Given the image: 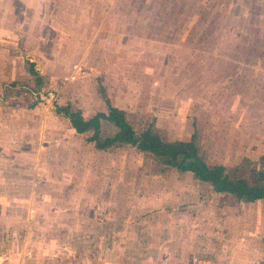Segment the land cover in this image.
<instances>
[{
  "label": "rangeland",
  "instance_id": "1",
  "mask_svg": "<svg viewBox=\"0 0 264 264\" xmlns=\"http://www.w3.org/2000/svg\"><path fill=\"white\" fill-rule=\"evenodd\" d=\"M99 85L137 134L195 133L209 166L247 156L245 181L263 188L264 0H0V241L12 227L14 264H198V236L239 197L134 146L96 149L55 107L106 111Z\"/></svg>",
  "mask_w": 264,
  "mask_h": 264
},
{
  "label": "trees",
  "instance_id": "2",
  "mask_svg": "<svg viewBox=\"0 0 264 264\" xmlns=\"http://www.w3.org/2000/svg\"><path fill=\"white\" fill-rule=\"evenodd\" d=\"M27 62L29 72L34 76L37 86L42 85V78L35 69L34 63ZM99 92L106 103V111H99L90 118L84 119L81 111L72 110L69 104L55 107V112L67 117L71 127L77 133L92 132L88 140L94 143L96 149L105 150L123 145L134 146L142 152L150 153L167 166L181 172H191L192 177L197 180L217 184V191H231L239 197L245 196L249 199L254 198L250 191H255L264 201V188L249 187L243 177V173L246 172V166L243 163H252L250 158L243 157L228 172H225V168L221 165L209 166L195 143V133L190 140L167 141L162 139L152 126H149L142 133L137 134L126 119L124 110L110 103L101 85H99ZM103 121L114 126L116 132L102 137L100 129Z\"/></svg>",
  "mask_w": 264,
  "mask_h": 264
},
{
  "label": "crops",
  "instance_id": "3",
  "mask_svg": "<svg viewBox=\"0 0 264 264\" xmlns=\"http://www.w3.org/2000/svg\"><path fill=\"white\" fill-rule=\"evenodd\" d=\"M247 157V156H244ZM243 158V157H242ZM239 160V162L242 160ZM249 158V157H248ZM252 160V159H251ZM238 162V163H239ZM238 163L232 165L234 167ZM193 178V177H192ZM195 179V178H193ZM197 180V179H195ZM199 182H204L197 180ZM216 192H224L225 196L227 191H216ZM236 197L238 196L234 193ZM239 197V196H238ZM3 196L0 193V202ZM246 198V199H245ZM239 202L236 203L238 207L230 202H224V209L228 210H221L220 221L221 223L216 220L214 223L215 230L212 233L213 239L203 234L200 237V240L197 241V248H202L201 255L198 254L195 256V253L191 254L188 262L189 263H198V264H255L258 263L259 260H254L255 256L251 252L250 247L247 243H256L257 244V251H264V201L260 197H255L253 199H249L245 196L239 197ZM2 207L0 205V211ZM207 217H210L208 214ZM8 219V218H7ZM4 218V221L7 224H10L9 220ZM1 231L6 232V243L0 241V250L5 248V251L1 252L0 255V264H14L13 255L9 254V250L12 249L13 243L9 239V234H11L14 230L12 227L6 225L3 226ZM201 233V232H199ZM211 238L215 244L213 247L211 246ZM218 244V246L216 245ZM215 247L220 248L219 251H215L214 257L212 255L206 254ZM189 248V247H188ZM245 249H248L249 252H246ZM256 251V254L258 252ZM246 253V254H245ZM32 254V253H30ZM251 258H250V257ZM26 258V257H25ZM260 259L259 256H256V259ZM245 259V260H244ZM23 264V263H21Z\"/></svg>",
  "mask_w": 264,
  "mask_h": 264
},
{
  "label": "water",
  "instance_id": "4",
  "mask_svg": "<svg viewBox=\"0 0 264 264\" xmlns=\"http://www.w3.org/2000/svg\"><path fill=\"white\" fill-rule=\"evenodd\" d=\"M215 186H217V184H215ZM251 193H252L255 197H258V195L255 193V191H251Z\"/></svg>",
  "mask_w": 264,
  "mask_h": 264
},
{
  "label": "flooded vegetation",
  "instance_id": "5",
  "mask_svg": "<svg viewBox=\"0 0 264 264\" xmlns=\"http://www.w3.org/2000/svg\"><path fill=\"white\" fill-rule=\"evenodd\" d=\"M264 188V187H263ZM251 192V191H250Z\"/></svg>",
  "mask_w": 264,
  "mask_h": 264
}]
</instances>
